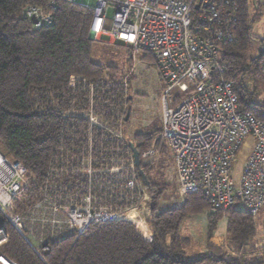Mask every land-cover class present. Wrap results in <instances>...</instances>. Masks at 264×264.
Returning <instances> with one entry per match:
<instances>
[{
    "label": "built area",
    "instance_id": "1",
    "mask_svg": "<svg viewBox=\"0 0 264 264\" xmlns=\"http://www.w3.org/2000/svg\"><path fill=\"white\" fill-rule=\"evenodd\" d=\"M60 1L82 4L51 0V5ZM84 5L93 11L90 31L96 40L107 36L131 48L136 61L146 52L155 62L162 82L161 136L175 160L179 196L202 191L213 208L239 205L255 218L264 206V118L240 109L221 63V45L232 40L238 20V0H96L93 7ZM26 15L36 19L35 28L53 19L39 6L28 7ZM74 115L88 122L84 138L71 156L56 155L57 166L50 168L40 198L26 215L14 209L13 200L29 184L28 171L0 151V213L38 254L50 241L85 234L93 223L132 221L152 234L144 226L151 212L149 186L135 165L131 144L136 145L124 136L122 120H106L93 106ZM248 137L253 149L236 183L233 162ZM154 147L142 157L149 158ZM26 222L40 248L25 233ZM9 239L0 221V248ZM0 264L16 263L0 253Z\"/></svg>",
    "mask_w": 264,
    "mask_h": 264
},
{
    "label": "trees",
    "instance_id": "2",
    "mask_svg": "<svg viewBox=\"0 0 264 264\" xmlns=\"http://www.w3.org/2000/svg\"><path fill=\"white\" fill-rule=\"evenodd\" d=\"M30 6L50 11L52 22L35 28L26 15ZM258 14L257 0H238V20L232 40L221 45V63L240 109L262 119L264 39L259 51L249 56L252 24ZM92 15L83 3L0 0V151L28 171L29 184L13 200L20 214L26 215L40 198L57 157L74 154L73 146L78 148L84 138L88 122L74 115V110L93 106L102 118L127 124L130 78L118 75L117 67L92 59L96 41L90 31ZM127 48L132 64V51ZM142 61L155 63L146 52ZM161 131L136 136L141 156L153 142L159 152H167L164 138L158 137ZM141 167L151 180L152 234L132 221L93 223L85 234L50 241L38 254L0 213L10 237L0 253L16 264H264V251L250 253L256 248L257 224L248 210L215 209L202 191L186 195L179 207L164 208L160 202L167 196L168 185L153 180L150 165L142 162ZM203 212H208L207 250L189 255L190 238L181 233V226L189 216ZM224 217L228 218L227 243L219 247L212 237ZM29 225L25 223V233L40 248L42 243L31 236Z\"/></svg>",
    "mask_w": 264,
    "mask_h": 264
},
{
    "label": "rangeland",
    "instance_id": "3",
    "mask_svg": "<svg viewBox=\"0 0 264 264\" xmlns=\"http://www.w3.org/2000/svg\"><path fill=\"white\" fill-rule=\"evenodd\" d=\"M82 3L93 7L96 0H82ZM257 3L259 5V14L252 24L251 31L253 40L251 41L249 50L250 57L254 56L259 51L261 40L264 39V0H257ZM109 13L110 16L113 15V8L110 9ZM111 24L112 21L109 19L107 26L110 27ZM128 53L129 51L126 46L120 45L119 42H111L107 36L102 37L101 40H96L92 47V59L95 62L108 66L113 65L118 68V75L125 76L127 74L128 78H130L128 81V92L130 93V97L128 102L129 105H127V112H130V116L127 124H123L122 128L124 136L135 142L136 136L139 134L160 131V129H162V83H160L161 78L155 63L142 61L143 53H140L138 55V60L132 59V64H129ZM127 63L129 65H127ZM179 92L178 88L174 89V93ZM158 137L162 138L161 132ZM253 144V138L248 137L233 162L231 173L236 183L240 179L244 163L253 149ZM165 146L167 149L166 153L159 152V150L154 147V152L149 158H143L140 154L141 161L152 167L151 175L153 180L168 185L169 189L167 191V196L160 202L164 208L180 206L185 199V197L181 198L179 196L173 154L169 146L167 144ZM236 206L239 208V205ZM257 217L258 222H264V215L260 217L258 215ZM203 220L201 215H193V217H188L181 226V233L190 238V245L187 246V253L189 255H197L199 252L207 250L208 239L205 236V234H207V227L205 229L204 226L201 225ZM147 221L148 226H151L150 215H148ZM147 229L151 231L150 227ZM220 231L221 229L218 232ZM218 239L219 244L214 245L226 247V234L223 235L219 233ZM212 242L214 243V241ZM261 248L262 245H258L254 250H251L252 252L250 253L252 255L262 254L264 248L263 251L259 253Z\"/></svg>",
    "mask_w": 264,
    "mask_h": 264
},
{
    "label": "crops",
    "instance_id": "4",
    "mask_svg": "<svg viewBox=\"0 0 264 264\" xmlns=\"http://www.w3.org/2000/svg\"><path fill=\"white\" fill-rule=\"evenodd\" d=\"M160 83H162V82H160ZM176 207H179V205L176 206ZM199 215H201L203 217L204 220H203V222H201V225H203L204 228L206 229L207 222H208V220H207L208 212H203L201 214H198V216ZM258 215H259V217L264 215V206L260 209L259 213L255 216V221H256V224H257L256 225L257 226V242H256V246H258V245L261 246L262 245L261 251L259 252V253H261L263 251V248H264V246H263L264 245V222H258V217H257ZM189 217H193V215H191ZM227 220H228V218L224 217L219 222L218 229H217V231H215V233H214V235L212 237V241H214L215 245L219 244L218 243V241H219V239H218L219 233H221L223 235L226 234V231H227ZM149 224H150V221H149ZM149 227L151 228L150 232L153 233L152 225L151 226L149 225ZM220 229H221V231L218 232ZM205 236L207 238V234H205Z\"/></svg>",
    "mask_w": 264,
    "mask_h": 264
},
{
    "label": "water",
    "instance_id": "5",
    "mask_svg": "<svg viewBox=\"0 0 264 264\" xmlns=\"http://www.w3.org/2000/svg\"><path fill=\"white\" fill-rule=\"evenodd\" d=\"M33 22H36V19H32ZM130 113L128 112L127 113V116H126V121L129 120V115ZM131 147L133 149V152H134V158H135V165L137 166L138 168V171H139V174L141 175L142 179L144 180V182L147 184V186H150L151 185V181L148 179L146 173L144 172V170L142 169L141 167V156H140V153L139 151L137 150V148L131 144ZM151 209H152V205H151Z\"/></svg>",
    "mask_w": 264,
    "mask_h": 264
},
{
    "label": "bare ground",
    "instance_id": "6",
    "mask_svg": "<svg viewBox=\"0 0 264 264\" xmlns=\"http://www.w3.org/2000/svg\"><path fill=\"white\" fill-rule=\"evenodd\" d=\"M70 89H71V88H70ZM73 129H74V128H73ZM79 130H80V129H79ZM144 226L147 227V228L149 227L147 223H144Z\"/></svg>",
    "mask_w": 264,
    "mask_h": 264
}]
</instances>
